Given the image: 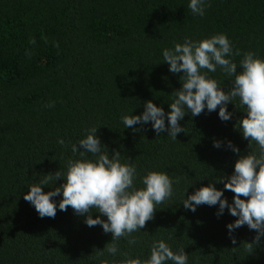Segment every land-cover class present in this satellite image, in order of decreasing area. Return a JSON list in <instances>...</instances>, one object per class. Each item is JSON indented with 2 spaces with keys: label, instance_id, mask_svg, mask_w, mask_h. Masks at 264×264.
I'll return each mask as SVG.
<instances>
[{
  "label": "trees",
  "instance_id": "16d2710c",
  "mask_svg": "<svg viewBox=\"0 0 264 264\" xmlns=\"http://www.w3.org/2000/svg\"><path fill=\"white\" fill-rule=\"evenodd\" d=\"M189 3L0 0V264H99L95 253L111 240V233L100 225L87 226L86 216L71 207L60 211L62 193L53 198L55 218H40L23 198L28 186L47 173L66 171L67 161L79 158L72 145L93 126L110 155L119 150L121 162L136 166L137 188L153 170L180 180L173 184V196L156 206L154 218L132 234L137 243L121 238L117 254L105 252L100 260H146L153 242L164 239L174 252L185 248L187 264H264V237L253 253L244 249L255 230L247 225L235 229L232 244L227 225L236 217L227 208L217 217L218 204L200 205L192 212L182 203L217 176L234 172L239 154L227 147L229 140L241 153L250 151L235 127L246 115L244 109L229 102L233 115L228 121H221L219 108L211 113L205 108L195 117L186 112L180 121L186 134L178 133L176 140L166 132L156 136L151 122L134 130L124 128L121 119L141 114L147 100L169 110L182 73L169 71L162 52L185 38L199 41L226 34L233 51L241 53L231 57L238 65L245 52L264 58V0H206L210 7L203 16L194 15ZM33 38L35 44L29 43ZM209 76L225 90L234 79L219 67ZM50 102L54 107H47ZM214 140L221 141L220 148ZM252 150H258L254 143ZM61 183L63 178L43 190ZM215 187L224 189V184L217 181ZM224 197L231 203L234 193L224 190ZM91 215L100 213L93 210Z\"/></svg>",
  "mask_w": 264,
  "mask_h": 264
},
{
  "label": "clouds",
  "instance_id": "9594fccd",
  "mask_svg": "<svg viewBox=\"0 0 264 264\" xmlns=\"http://www.w3.org/2000/svg\"><path fill=\"white\" fill-rule=\"evenodd\" d=\"M188 7L194 15L203 16L210 4L206 0H190ZM29 43L35 44V39ZM55 46L58 47V44ZM26 54L31 56L30 52ZM162 55L171 73H182L179 77L182 86L173 93L174 100L167 112L162 106L147 100L141 114L121 117L124 128L138 130L137 125L151 122L156 136L166 132L172 140H176L178 133L186 134L180 124L186 112L190 111L195 117L205 108L209 113L219 108L221 121H228L233 115L227 107L229 102L237 108L242 107L246 115L240 117L235 127L248 141L250 151L241 153L229 140L227 147L239 154L234 172L229 176H217L213 182L187 195L182 203L185 209L192 212L200 205L218 204L217 217L227 208L230 215L236 217L234 222L227 225L233 245L236 244V237L232 235L235 229L247 225L250 230L256 231L253 240L244 243L245 251L251 254L264 237V58L252 51L245 52L238 65L231 57L240 56L241 53L238 49L233 51L226 34L212 35L199 41L185 38L183 43H175L174 48H165ZM218 67L227 77L234 78L228 90L209 76ZM47 107H54V102ZM97 132L98 127H91L85 138L72 145V152L79 153V158L69 159L66 171L47 173L38 183L28 186L29 190L23 198L34 206L40 218H55L57 204L53 198L62 193L58 205L60 211H67L71 207L75 214L86 216L87 226L100 225L104 233H111V240L103 249L96 251L94 257L99 264H108L100 260L105 252L115 256L121 238H126L129 245L136 244L137 238L132 234L146 227L147 222L154 218L156 206L173 196V184H178L180 180L177 178L173 181L167 173L153 170L142 177L144 186L137 188L134 183L137 179L136 166L121 162L119 150H113L110 155ZM58 143L64 145L65 141L60 139ZM253 143L258 150H252ZM214 147L220 148L221 141L214 140ZM87 154L95 159L88 158ZM61 178L63 183L59 186L47 192L43 190V186H51ZM217 181L224 184V189L215 187ZM224 190L234 193L231 203L224 197ZM93 210L100 215L93 218ZM168 261L187 264V252L183 247L174 252L164 239H160L153 242L148 259L128 257L119 264H167Z\"/></svg>",
  "mask_w": 264,
  "mask_h": 264
}]
</instances>
